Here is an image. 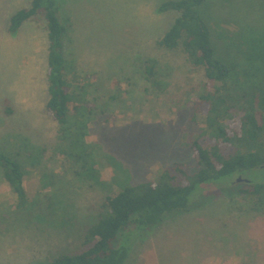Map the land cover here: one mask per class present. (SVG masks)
I'll use <instances>...</instances> for the list:
<instances>
[{"label": "rangeland", "instance_id": "1", "mask_svg": "<svg viewBox=\"0 0 264 264\" xmlns=\"http://www.w3.org/2000/svg\"><path fill=\"white\" fill-rule=\"evenodd\" d=\"M53 1L65 27V78L81 101L83 117L70 115V136L63 137L45 114V20L39 12L10 32V19L29 10L31 0H0V150L19 161L30 201L47 185L60 195L52 198V226L26 229L23 210L16 209V197L0 173V264H42L78 251L80 231L97 219L105 196L119 190L120 165L132 184L154 180L177 165L188 174L196 170L191 142L203 116L194 114L190 103L204 76L179 51L156 45L178 16L166 5L180 0ZM213 11L220 18L208 16ZM203 16L211 18L221 43L227 41L225 29L233 34L246 26L264 42V0H217ZM148 57L157 59L165 87L151 89L145 82ZM240 178L234 189L231 184L239 179L234 175L197 184L190 200L199 204L198 211L150 233L125 264H264V193L263 199L234 195L252 189L244 179L263 183L264 170ZM66 195L71 228L63 229L56 226L63 217L57 201L64 203Z\"/></svg>", "mask_w": 264, "mask_h": 264}, {"label": "trees", "instance_id": "2", "mask_svg": "<svg viewBox=\"0 0 264 264\" xmlns=\"http://www.w3.org/2000/svg\"><path fill=\"white\" fill-rule=\"evenodd\" d=\"M216 1L180 0L167 4L178 16L156 41L166 51L182 53L187 63L204 76L197 99L190 103L194 114L203 116V126L191 142L196 170L188 174L177 165L163 169L154 180L132 184L128 171L121 165L116 167L119 190L105 196L97 219L80 231V251L59 253L42 264H125L150 233L171 224L172 219L181 222L182 217L198 211L199 204L190 200L197 184L233 175L245 178L249 171L264 170V42L248 26L233 34L225 29L227 41H217L211 18L203 16L205 7ZM56 11L53 0H31L29 10L12 16L9 31H15L39 12L43 15L49 41L44 111L57 122L61 135L67 137L70 115L83 117V113L72 83L65 78L66 61L61 51L65 27ZM216 13L209 12L208 16L213 18ZM143 73L151 89L167 84L161 79L156 58L144 61ZM0 173L16 197V209L23 210V227L29 229L38 223L52 226L56 208L52 198L60 196L58 191H51L54 185L44 186L41 191L45 193L39 192L30 201L19 161L2 150ZM243 181L252 189H240L234 195L262 197L264 182ZM237 182L240 181L232 182L233 189ZM63 199L64 203L57 201L63 217L56 226L66 229L71 228L65 212L70 198L66 195ZM58 227L52 229L59 230Z\"/></svg>", "mask_w": 264, "mask_h": 264}, {"label": "water", "instance_id": "3", "mask_svg": "<svg viewBox=\"0 0 264 264\" xmlns=\"http://www.w3.org/2000/svg\"><path fill=\"white\" fill-rule=\"evenodd\" d=\"M241 179L239 178L237 181H240Z\"/></svg>", "mask_w": 264, "mask_h": 264}]
</instances>
